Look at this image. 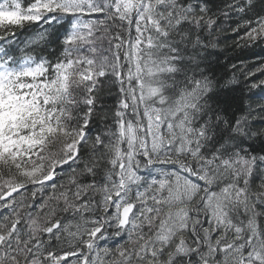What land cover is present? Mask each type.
Instances as JSON below:
<instances>
[{
  "label": "snow or ice",
  "instance_id": "obj_1",
  "mask_svg": "<svg viewBox=\"0 0 264 264\" xmlns=\"http://www.w3.org/2000/svg\"><path fill=\"white\" fill-rule=\"evenodd\" d=\"M227 31L264 44V0H0V264H264V64L221 76Z\"/></svg>",
  "mask_w": 264,
  "mask_h": 264
},
{
  "label": "trees",
  "instance_id": "obj_2",
  "mask_svg": "<svg viewBox=\"0 0 264 264\" xmlns=\"http://www.w3.org/2000/svg\"><path fill=\"white\" fill-rule=\"evenodd\" d=\"M242 34V32L234 34L231 31H227L221 37L222 50H217L216 52L217 61L215 67L217 72L223 77H229L233 72H236L237 76L243 79L240 73L241 63L245 66L243 68L244 72L264 64V44H254L249 47L236 46L234 41H238L239 36ZM232 64H236L237 68L232 69ZM258 78H264V75L257 73L256 76L251 77L252 80ZM254 91L258 93L259 89Z\"/></svg>",
  "mask_w": 264,
  "mask_h": 264
}]
</instances>
